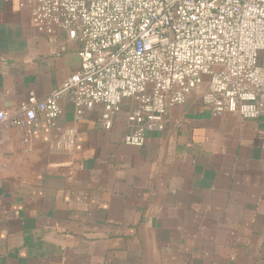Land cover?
Returning a JSON list of instances; mask_svg holds the SVG:
<instances>
[{"label":"crops","instance_id":"crops-1","mask_svg":"<svg viewBox=\"0 0 264 264\" xmlns=\"http://www.w3.org/2000/svg\"><path fill=\"white\" fill-rule=\"evenodd\" d=\"M22 0H0V111L40 99L79 68L63 30L37 32ZM56 127L0 125V264H264V117L213 115L195 95L163 131L124 143V100Z\"/></svg>","mask_w":264,"mask_h":264},{"label":"built area","instance_id":"built-area-1","mask_svg":"<svg viewBox=\"0 0 264 264\" xmlns=\"http://www.w3.org/2000/svg\"><path fill=\"white\" fill-rule=\"evenodd\" d=\"M39 33L63 30L79 44V68L48 95L0 111L24 131L56 127L66 97L76 117L102 106L108 130L124 100V143L163 131L169 107L197 96L213 115L264 117V0H22Z\"/></svg>","mask_w":264,"mask_h":264},{"label":"rangeland","instance_id":"rangeland-1","mask_svg":"<svg viewBox=\"0 0 264 264\" xmlns=\"http://www.w3.org/2000/svg\"><path fill=\"white\" fill-rule=\"evenodd\" d=\"M259 54H260V55H259V60H258V62L261 63V62L264 61V51H261Z\"/></svg>","mask_w":264,"mask_h":264}]
</instances>
